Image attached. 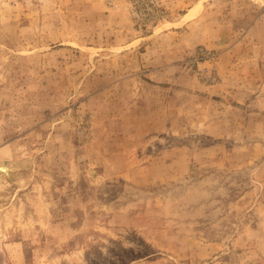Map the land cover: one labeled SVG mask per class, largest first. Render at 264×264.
Returning a JSON list of instances; mask_svg holds the SVG:
<instances>
[{
  "label": "rangeland",
  "instance_id": "374dc122",
  "mask_svg": "<svg viewBox=\"0 0 264 264\" xmlns=\"http://www.w3.org/2000/svg\"><path fill=\"white\" fill-rule=\"evenodd\" d=\"M0 264H264V0H0Z\"/></svg>",
  "mask_w": 264,
  "mask_h": 264
},
{
  "label": "bare ground",
  "instance_id": "6f19581e",
  "mask_svg": "<svg viewBox=\"0 0 264 264\" xmlns=\"http://www.w3.org/2000/svg\"><path fill=\"white\" fill-rule=\"evenodd\" d=\"M1 170L3 171V170H5V168H1Z\"/></svg>",
  "mask_w": 264,
  "mask_h": 264
}]
</instances>
